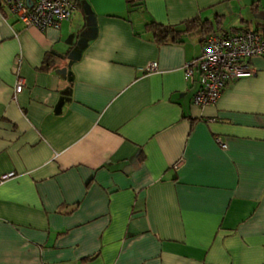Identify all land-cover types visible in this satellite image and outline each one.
<instances>
[{
    "label": "crops",
    "instance_id": "0c3cea01",
    "mask_svg": "<svg viewBox=\"0 0 264 264\" xmlns=\"http://www.w3.org/2000/svg\"><path fill=\"white\" fill-rule=\"evenodd\" d=\"M136 1L45 29L0 5V264H264V57L204 107L184 72L207 26L264 33V0Z\"/></svg>",
    "mask_w": 264,
    "mask_h": 264
},
{
    "label": "built area",
    "instance_id": "2783aa9c",
    "mask_svg": "<svg viewBox=\"0 0 264 264\" xmlns=\"http://www.w3.org/2000/svg\"><path fill=\"white\" fill-rule=\"evenodd\" d=\"M0 5L6 19L14 15L26 27L40 29L60 27L77 6L76 0H0ZM256 56L264 57V33L245 29L206 34L201 55L184 65L186 78L197 84L193 103L201 107L215 104L230 81L255 73V67L249 60ZM144 69L146 72L156 71L158 62H148ZM24 85L25 79L18 73L15 93H20ZM217 142L226 147L220 137H217ZM12 175L14 172L4 177Z\"/></svg>",
    "mask_w": 264,
    "mask_h": 264
},
{
    "label": "trees",
    "instance_id": "16d2710c",
    "mask_svg": "<svg viewBox=\"0 0 264 264\" xmlns=\"http://www.w3.org/2000/svg\"><path fill=\"white\" fill-rule=\"evenodd\" d=\"M127 2L130 11L135 10L141 5V2H137L136 0H127ZM180 25H185V28L182 29ZM206 25H208L207 20L203 22H198V20L194 19L176 25L163 24L157 21H151L148 22L147 27L153 32L154 38L158 43L165 44L170 42L171 43L183 42V35L185 32H188L189 30H192L193 28H197L199 26H203V28H205ZM207 28L208 29L205 31V34L212 33L211 28L208 26ZM51 64L52 63H51L50 55L47 54L45 56L43 67L50 68L52 66Z\"/></svg>",
    "mask_w": 264,
    "mask_h": 264
}]
</instances>
